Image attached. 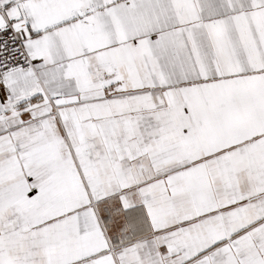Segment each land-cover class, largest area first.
Masks as SVG:
<instances>
[{
    "label": "snow or ice",
    "instance_id": "1",
    "mask_svg": "<svg viewBox=\"0 0 264 264\" xmlns=\"http://www.w3.org/2000/svg\"><path fill=\"white\" fill-rule=\"evenodd\" d=\"M0 264H264V0H0Z\"/></svg>",
    "mask_w": 264,
    "mask_h": 264
}]
</instances>
